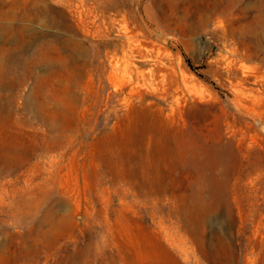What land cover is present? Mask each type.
Returning a JSON list of instances; mask_svg holds the SVG:
<instances>
[{
  "label": "rangeland",
  "instance_id": "obj_1",
  "mask_svg": "<svg viewBox=\"0 0 264 264\" xmlns=\"http://www.w3.org/2000/svg\"><path fill=\"white\" fill-rule=\"evenodd\" d=\"M0 264H264V0H0Z\"/></svg>",
  "mask_w": 264,
  "mask_h": 264
}]
</instances>
